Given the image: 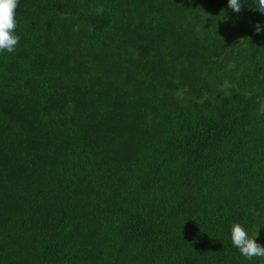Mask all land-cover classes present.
<instances>
[{
  "label": "trees",
  "instance_id": "obj_1",
  "mask_svg": "<svg viewBox=\"0 0 264 264\" xmlns=\"http://www.w3.org/2000/svg\"><path fill=\"white\" fill-rule=\"evenodd\" d=\"M242 4L19 0L0 264H264L231 241L264 245V14Z\"/></svg>",
  "mask_w": 264,
  "mask_h": 264
},
{
  "label": "clouds",
  "instance_id": "obj_2",
  "mask_svg": "<svg viewBox=\"0 0 264 264\" xmlns=\"http://www.w3.org/2000/svg\"><path fill=\"white\" fill-rule=\"evenodd\" d=\"M255 10L264 14V0H253ZM19 7V0H0V53L8 52L13 53L16 51L20 36L16 33L17 19L16 10ZM243 4L242 0H228V8L235 13H240ZM104 12L103 6H97L96 13L101 15ZM78 30V28L74 29ZM92 28H89L91 31ZM262 30V26L259 22L255 24V31L259 33ZM250 95V93H249ZM264 112V104L260 109ZM250 237L245 228L235 223L231 229V241L232 244L239 249L240 253L246 258L251 260L254 257H264V245L257 242L256 236Z\"/></svg>",
  "mask_w": 264,
  "mask_h": 264
}]
</instances>
